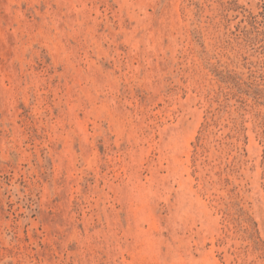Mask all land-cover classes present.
Wrapping results in <instances>:
<instances>
[{
	"label": "rangeland",
	"instance_id": "1",
	"mask_svg": "<svg viewBox=\"0 0 264 264\" xmlns=\"http://www.w3.org/2000/svg\"><path fill=\"white\" fill-rule=\"evenodd\" d=\"M0 264H264V0H0Z\"/></svg>",
	"mask_w": 264,
	"mask_h": 264
}]
</instances>
